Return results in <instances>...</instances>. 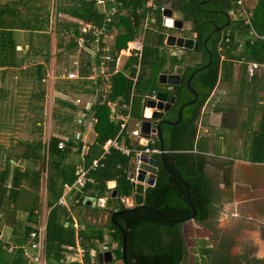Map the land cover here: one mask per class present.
I'll use <instances>...</instances> for the list:
<instances>
[{"label": "trees", "instance_id": "trees-1", "mask_svg": "<svg viewBox=\"0 0 264 264\" xmlns=\"http://www.w3.org/2000/svg\"><path fill=\"white\" fill-rule=\"evenodd\" d=\"M104 1L106 5L121 4L118 9L120 11L127 9L134 20L131 22L127 18L129 16L120 17L117 26L122 25L124 29L116 36L115 50L118 52L137 36L140 19L144 18L146 12L144 4L147 0ZM176 1L180 4L185 20L193 24V32L198 43L197 50L203 52L206 62L210 60V64L197 72L190 81L197 99L183 109L180 123L176 126L161 127L165 146L164 160L167 168L187 184L190 201L197 213L194 220L204 223L212 213V188L204 172L206 157L191 152L198 118L222 71L224 70L226 76L232 75V60L242 59L246 62L264 64V0L256 1L250 11L248 24L245 20L230 21L222 32L216 33L212 24H223L227 21L230 0H208L206 6H200L203 0ZM106 5H100L95 0H56L55 10L57 14L102 27L105 26ZM139 8H143L141 15H137L140 12ZM203 9L210 11L206 12ZM217 10L221 11L223 17L215 15ZM51 11L49 0H0V81L2 83L0 85V264H32L29 256L26 257L24 252L29 233L37 227L35 220L43 206L49 209L43 250L45 264H61L60 259L69 253L67 248L75 246L73 218L83 226V230L78 235L82 239L81 246L86 251V260L93 258L95 264H99L97 255L104 253L102 246L112 248L116 244L112 254L114 261H120L122 235L110 218L116 211L134 207L122 202L123 198H129L133 193L132 182L128 178L134 166L129 169V160L131 157L136 158L135 151H144L146 148L160 150V143L157 140L154 146L148 144L146 148L138 146L135 151L132 147L127 156L113 147H108L110 141L120 139L122 132L119 134V125L114 124L109 117L107 99L106 102L104 99V103L98 104L102 101L101 95L96 94L100 88L99 84L88 80L93 73L90 70L91 56L79 47L77 41L83 32L78 29V24L67 21L57 24L56 20L53 24L55 29L53 32L49 31L48 26L52 23ZM207 19L209 26L206 27ZM159 20L156 25L157 31L147 36L141 56V65L148 69L149 77L147 81L143 80L145 73L139 70L135 86L143 82L147 86L144 92L155 84L168 60H170L168 72L181 62L177 58L170 59L167 53L160 50L165 47L164 41L168 32L166 33L167 29ZM251 29L258 37L249 33ZM16 30L29 33V44L28 48L24 49V53L16 49L17 42L14 37ZM87 35L88 40L84 41V45L89 47L91 37L89 33ZM66 36L69 38L65 42ZM239 46L242 47L241 51H238ZM62 49L69 54L80 52L82 55L79 68V76L82 80H66L64 86L74 95H93L96 98L95 104L90 108L92 111L90 113L97 120L94 125L96 136L85 150L82 149L81 138L71 135V131H68L76 126L75 114L78 112V108L70 102L60 101L65 108L64 114L59 115L57 112L52 114L55 124L58 123L63 127L62 131L50 134L46 143L41 141L45 101L42 80L47 73L44 60L47 59L49 62L54 53ZM36 58L41 60L36 61ZM96 62L99 64L100 61L97 59ZM136 62V58L128 60L129 65ZM192 70L194 69L191 67L184 71L181 83L175 87V103L165 116L168 121H175L180 107L194 99L186 87V80ZM130 75H135V70L132 68ZM10 76L14 78L12 89L4 86V82ZM95 80L99 81L98 78ZM111 85L109 99L115 101L116 97H120L121 104H127L130 93L136 90L132 88V81L121 77L120 74L111 78ZM26 92L28 96L19 101L17 97H23L22 94ZM24 104L26 115L22 114L23 109L21 110ZM24 118L29 124V136L26 139L18 137L22 129L18 126L23 124L21 121ZM63 135L69 138L65 139ZM32 138L40 140L31 141ZM257 144L258 148H262V141ZM153 156L159 158L160 154ZM94 161H97L96 166L93 164ZM26 163L27 166L23 167L22 164ZM36 163L39 164V169L34 168ZM230 170L229 163L225 177L227 189H230L231 185ZM81 171L86 172L89 181L81 191L74 190L76 205L68 206L66 209L58 206L57 201L65 185H73ZM44 174L46 197L42 200L39 190ZM111 181L115 182L117 191L112 209L109 211L92 206L91 202L96 203L110 193L107 184ZM144 205L152 207L169 219H180L192 213L184 186L172 178L161 165L154 186L145 190ZM19 211L26 214L25 222L19 220ZM93 211L107 214L106 222L98 225L87 221ZM115 221L125 232V256L128 264H186L187 249L180 229L181 224L166 222L148 209L119 215L115 217ZM4 227L10 230L12 241H6L1 237ZM92 251L95 254L92 255ZM209 253L210 249H204L202 252L207 256ZM211 264H264V259L246 258L245 255L236 257L223 248L214 255Z\"/></svg>", "mask_w": 264, "mask_h": 264}, {"label": "crops", "instance_id": "crops-1", "mask_svg": "<svg viewBox=\"0 0 264 264\" xmlns=\"http://www.w3.org/2000/svg\"><path fill=\"white\" fill-rule=\"evenodd\" d=\"M256 1L257 0H242V8H244L245 12L248 15H250V11L254 7ZM164 2H169L173 11L181 12L180 4L176 0H147L144 4V9L146 10L144 18L140 19L138 25V34L132 41L128 42L126 45L127 47L129 44H133L136 42L142 43L141 50L136 52L137 55L120 56V52L125 51L126 47L122 48L118 52L115 50L116 36L124 29L122 25L117 26L120 17L129 16L127 18H129L131 22H134L133 18L128 14L127 9H122L120 11L118 7L116 8L114 14L110 17L111 22L106 23V21L104 20L105 26L109 25L104 41H102L100 44H97L92 38H89V47H86L83 42L84 47L88 51H86V49L79 45L81 49H83L91 56L90 70L93 73L89 76L88 80L94 81L95 84H99L100 88L96 94L101 95L102 101H99L98 104L104 103V99L106 102L107 99L106 105L110 111L109 117L114 124L119 125V134L122 132L120 139H116L118 141L117 143H119L118 145L120 147L128 150L133 147V150L135 151L137 150L138 146L146 148L148 147L147 144L150 146H154L151 145V142L149 141H157V136H151L149 140H146L140 134L143 113L145 112V101L146 98L154 96L155 93H167L172 89L171 85L160 84L159 79L157 78L155 84L152 85L149 90H146L144 92L145 87L147 86L142 82L143 88L141 89V91L139 89V91L142 93L139 92L140 94L137 95L138 101L142 106L141 119L135 120L128 128V118H130V111L135 104L136 92L138 89V84L137 86H135L138 79L137 76L139 74V71L137 74L138 66L141 73H145L143 80L147 81V78L149 77L148 69L144 67V65H141V56L147 36L157 31L156 25L158 19H160L159 21L162 26L166 28L164 25L165 16L163 15V11L165 10V7L163 5ZM207 3L208 0H203L201 1L200 6H206ZM229 5L230 7L227 11V23L233 21L229 16L230 12H233V16H236L238 13L237 10L241 8L236 4V0H230ZM108 7H113V4L108 3V5H106V9ZM119 7H121V4H119ZM142 9H138V11L140 12L137 13V15H141ZM59 16L63 17V19H61L62 21L78 24V29L81 31V25L84 23L83 21L67 15L58 14V17ZM183 17L185 28L190 34L185 36L196 40L195 33L193 32V24L185 20L184 14ZM233 22L236 21L234 20ZM189 23H191V26L189 25ZM50 27H53V21L49 25V31L51 30ZM28 35L29 33L23 30H16L14 32V37L17 42V50L20 49L22 51L23 48H28ZM167 35L169 34L167 33ZM19 42L23 44V48H21ZM165 42L166 37L164 45ZM149 44L150 43H148V45ZM241 49L242 47L239 46L238 51H241ZM160 50L167 53L170 59L177 58L181 61L179 64H176L174 66V69L171 72H168L170 65V60H168L160 74L165 72L168 74H172L178 67H181L183 71H187L188 68L192 67L194 70H192V72L190 73L191 75L197 69L205 66L210 61L208 60L206 62L204 57H197V54H203V52L197 50L189 51L184 49L169 48L166 45L165 47L160 48ZM112 52H114V68L113 71L110 72L109 62L111 60ZM106 56H109L110 59L107 60ZM130 58H136L137 62L135 64L129 65L128 60ZM81 59L82 55H80V52L69 54L64 49H62L54 53V56L49 62L47 59L44 60L47 73L44 80H42V89L45 92V101L43 105L44 122L43 131L41 134V141L43 143H46L48 141L49 135L53 134H47L46 125L48 126V123L46 118V109L49 106V103L52 102L53 104H55V106L58 105L55 112L59 113V115L64 114L65 108L62 107L60 101H65L68 103L70 102L78 108V112L75 114L76 126H74L70 134L76 135L77 138H81L83 144L82 149H88L87 147L94 141V138L96 136V133L94 132V125L97 120L90 113L92 112L90 108L96 102L95 96H77L78 94H72L71 91H69L64 86L66 80H82V78H80L79 76ZM97 59L100 61L99 64H97L96 62ZM37 60L38 58H36V61ZM74 62H76L77 64L74 65ZM252 62L254 61L246 62L242 59L232 60V75L226 76L224 75V70L222 71V74L221 76H219V80L215 88L213 89L212 93L201 109L197 122L196 136L192 146L193 150L191 152L206 157L204 172L211 182L212 213L208 220L204 223L196 222L194 218L193 220H189L179 224H181L180 229L185 243L186 241L184 230L186 229L185 231H187V229L193 228L195 226L197 227V225H199L205 230V232L209 233L210 236L215 233L214 237L219 242V246L217 248L219 252L223 248L225 249V251H228V249H230L234 243L236 244V242L241 241L243 249H248L249 253L247 254L249 255L246 256L254 257L257 259H264V64L256 62L261 65L262 68L257 70L254 75L250 77L247 74V69L249 64ZM194 63H196V65H194ZM66 64L68 65L66 66ZM61 67H64L62 72L59 69ZM131 68L135 70L134 76L130 75ZM69 72L76 73L77 78H66V75ZM117 74H120V76L123 78L126 77L130 79L132 81V88L136 89L135 91H132V93H130V99L127 104L119 103L120 97H116L115 101H111L109 99V95L112 90L111 78ZM97 78L99 81L95 80ZM11 80H14V78H11ZM181 81L179 82V84L181 83ZM0 85H2L1 81ZM188 90L191 91L194 89L190 85V89ZM150 92H152L153 95L151 94L148 96ZM173 97L175 98V96ZM14 98L15 96L13 95V99ZM52 114L53 113L51 112V120L53 119ZM49 119L50 118L48 116V122ZM62 137H64L65 139L69 138L65 135H63ZM30 140L38 141L40 139L32 138ZM260 141H262V148H258L257 146V142L259 143ZM115 150L120 151L119 149ZM121 154L123 153L121 152ZM133 160L134 157H131L129 160V169H132L133 167ZM229 163L231 165V185L230 189H227L225 184V177L226 170L229 167ZM18 164L20 165V161L18 162ZM22 166H27V163L22 164ZM44 177L45 174L41 178V186L39 190V194L40 191H42L41 195H39L42 200H45L46 197ZM129 180L132 182L131 179ZM107 188L110 190V193H108L104 199H108L111 192L115 190V182H109L107 184ZM73 192L74 190L71 191L68 195L70 199L74 198ZM64 194L65 187L63 189L61 197ZM133 194L134 191L132 193V196ZM132 196L129 198H123L122 202H125V204L129 205L130 207L134 206ZM66 203L67 206H62L59 204V200L57 201V205L63 208H68V202L66 201ZM92 206L97 205L95 203L92 204ZM48 214L49 209L43 206L41 212L38 214V217L35 220V223L38 225H41L42 222L47 223ZM18 217L21 222H25L24 218L26 217V214L23 211L18 212ZM189 222L192 223V227L185 228L184 225L186 226L187 224H189ZM31 226L35 227L34 224H31ZM1 237L6 241H12V236L10 235V230L8 229V227L3 228ZM243 243H245V247ZM248 243H250V245L249 247H246V244ZM26 244L27 246L25 248L24 255H26L27 257L26 251L29 247V239ZM223 244H226V246H224ZM114 245L117 246L116 244ZM10 250H12V248H10ZM65 260L66 254L60 259V263L63 264L62 262H64ZM42 264H45V255L43 256ZM116 264H119V262H117Z\"/></svg>", "mask_w": 264, "mask_h": 264}, {"label": "water", "instance_id": "water-1", "mask_svg": "<svg viewBox=\"0 0 264 264\" xmlns=\"http://www.w3.org/2000/svg\"><path fill=\"white\" fill-rule=\"evenodd\" d=\"M165 10L163 11V15L166 17L164 19V25L168 29H175L178 31H185V23H184V17L183 13L180 11H173L171 8V5L169 2H164L163 3ZM176 6V5H174ZM173 17V18H172ZM228 24V23H227ZM226 24V25H227ZM191 26V23H189ZM190 28V27H189ZM188 28V29H189ZM224 27H221V29ZM217 30V29H216ZM88 38V35L83 33L81 35V43L80 46H82L84 49H86L83 45V42L86 41ZM165 45L168 46L169 48H177V49H184V50H194L197 45H196V40L193 38H188L185 35L184 36H176L174 34H169L166 36V42ZM86 51H88L86 49ZM113 57H114V52L111 53V60L109 62V71H113ZM210 64V61L203 67L197 69L194 73H192L188 80H187V88L190 89L189 82L194 76V74L202 69H205L208 65ZM183 69L181 67H178L174 70L172 74L168 73H161L158 76L159 83L162 85H171V86H176L180 82V77L182 74ZM191 92L195 95V98L185 104H183L180 109L178 110L176 120L175 121H168L166 120L165 116L166 113L169 112L171 106L175 103V98L169 97L167 93H155L153 98H146L145 101V111L149 110L150 115L146 116L145 112L143 113V118H142V124L140 128V134L143 138L146 140H149L151 136H157L158 141L160 143V157L155 158L153 155H147L145 153H142L138 158H134L133 160V166L137 164L138 162V168L136 173H130L129 179H132L135 176V180L132 181V188L134 191L133 194V202H134V207L131 209L123 210V211H116L111 215V221L115 227H117L122 235V245H121V253H122V263L123 264H128L125 256V251H126V239H125V232L124 229L115 221V217L123 214H128L131 212H135L137 210L141 209H148L152 210L156 214H158L162 219H164L166 222L172 223V224H179L183 223L189 220H193L196 217V209L193 206V204L190 201L189 198V189L187 187V184L184 182L183 179L178 177L176 174H174L170 169L167 168L164 160V141H163V136H162V129L161 127L163 125H169V126H176L177 124L180 123L182 114H183V109L187 105H191L195 102L197 99V95L194 90H191ZM152 92L148 94L151 95ZM153 95V94H152ZM162 166L165 171L174 179L178 180L180 183L185 188L186 192V199L188 202V205L192 211V213L186 217L180 218V219H169L163 216L161 213H159L157 210L153 209L152 207L144 205V193L146 188L154 186L156 179H157V174L159 170V166ZM117 197V191L113 190L110 194V197L108 199H99L96 201V205L98 207L104 208L106 210H111L113 206V200ZM91 204H95L94 202H91ZM98 263L99 264H108L112 263V257H111V252H104V253H99L97 255Z\"/></svg>", "mask_w": 264, "mask_h": 264}, {"label": "built area", "instance_id": "built-area-1", "mask_svg": "<svg viewBox=\"0 0 264 264\" xmlns=\"http://www.w3.org/2000/svg\"><path fill=\"white\" fill-rule=\"evenodd\" d=\"M95 1L100 5H103V6L106 5L105 4L106 2L104 0H95ZM236 4L239 7H241L240 9L237 10L239 17L244 18L245 23L248 24L249 23V20H248L249 15L245 12L244 8H242V0H236ZM117 7H119V4L114 3L113 7H110V8L108 7L107 9L104 10L106 23L111 22L110 17L114 14ZM233 15H234L233 12H230V15H229L230 18L233 17ZM164 19H166V17ZM107 30H108V26L97 27L95 25H92L91 23H85V25L84 24L81 25V31L83 33H86V34L89 33L90 37L97 44H100L102 41L105 40ZM249 33L255 37H258L257 34L253 31V29H251ZM141 48H142V43H140V42L129 44L126 47L125 51L120 52V56L137 55L136 52L140 51ZM106 58H107V60L110 59L109 56H106ZM76 64L77 63L74 62V65H76ZM261 68H262L261 65H259L256 62H252L248 66V69H247L248 73L247 74L251 77L254 75V73L257 70H259ZM138 71H139V66L137 68V74H138ZM66 78L75 79V78H77V74L74 72H69L66 75ZM151 97L153 98L154 96H151ZM149 142H151V145H153L155 143L152 140H150ZM108 147H113L114 149H119L125 155H129V153H130V151L128 149L120 147L116 140L110 141L108 143ZM106 151H108V150H106ZM142 153H145L147 155H151V154H160L161 151L159 149H153L152 150L149 148H146L144 151H135L136 158H138ZM93 164L96 166L97 161H94ZM137 168H138V162H137V164H135V166L133 168L134 173H136ZM134 180H135V177H134ZM88 181H89V178H87L86 172L81 171L79 177L77 178V180L74 182L73 185H65V194L59 199V204L62 206H67V203L65 201V199H66L65 196L67 197L70 194V192L73 190H77V191L80 190L81 191L85 187V185L88 183ZM72 227L75 230V246H71V247L67 248L69 250V253L66 254V260L62 263L63 264H95V261L93 258L86 260V251L81 246L82 239L80 238V236L78 234L80 231L83 230V226L75 218H73ZM45 228H46V222H42L41 225H38L35 229H33V231H31L29 233V247H28V250L26 251V254H27V256H29L32 264H42V262H43ZM114 248H116L115 245L112 248H110L106 245L102 246V250L104 252L105 251L111 252L112 261H114V257L112 254V250ZM93 254H95V253L92 251V255ZM117 262H119V264H122L121 261H116V263Z\"/></svg>", "mask_w": 264, "mask_h": 264}, {"label": "rangeland", "instance_id": "rangeland-1", "mask_svg": "<svg viewBox=\"0 0 264 264\" xmlns=\"http://www.w3.org/2000/svg\"><path fill=\"white\" fill-rule=\"evenodd\" d=\"M55 5H56V0H49V7L50 9L52 10L51 11V20L53 21V24L55 22V20H58L56 21L55 23L59 24L63 19L62 16H59V17H62V18H59L58 17V14L56 13V8H55ZM198 18H201V17H198ZM204 18H207V17H204ZM232 20L234 21H237V20H244V18H241L239 17L238 13L236 16H233L231 17ZM85 25V23H83ZM49 28V26H48ZM52 32L53 30L55 29V27H50ZM166 33L168 32V34H174L176 36H184V35H190L188 32H185V31H178V30H175V29H168L166 28ZM68 36L65 37V42L68 40ZM152 39H150L151 41ZM29 41V39H28ZM27 41V43H28ZM78 41V44L80 45L81 43V36L79 39H77ZM153 42V41H152ZM19 44L21 45V48H23V44L19 42ZM26 49V48H25ZM20 51V49H19ZM24 48L22 49V52L21 53H24ZM24 55V54H22ZM38 60L40 61L41 58H38ZM60 71L62 72L64 67H61L59 68ZM11 76L8 77L6 79V81L4 82V86H6L8 89H12L13 88V85H14V81L11 80ZM61 85V84H59ZM25 88V87H24ZM50 88V87H49ZM143 88V84L142 82L139 83L138 85V89H137V92H136V99H135V104L134 106L132 107V110L130 111V118H128V128L130 127V125L135 121V120H140L141 119V104L139 103L138 101V94H140L141 92V89ZM26 89V88H25ZM140 89V91H139ZM26 90H30V89H26ZM51 92V90H50ZM140 92V93H139ZM23 97H17V99L20 101L22 98L24 100V98H26V96H28L27 92L26 93H23L22 94ZM47 107V106H46ZM57 106H55V104H53L52 102L49 103V106L47 107L46 109V118H47V123H48V126L46 125V130H47V134H50V133H56L58 131H62L63 127L60 126L58 123L55 124L54 120L52 119L51 120V117H50V113H55V111L57 110ZM23 109V110H22ZM21 110H22V114L25 113L26 115V105L24 104L23 106H21ZM22 116V115H21ZM48 116H49V122H48ZM26 118V116H25ZM22 119L21 122H23V126L19 125V127H21L20 129V133L18 134V137L19 138H28L29 136V124L26 123L28 122L27 119ZM25 123V124H24ZM23 127H25L26 129H24ZM24 129V130H23ZM73 128H70L68 131H72ZM71 133V132H70ZM21 148H19L20 150ZM34 168L36 169H39V164L36 163ZM42 191H40V194L41 195ZM74 195V194H73ZM76 197V196H75ZM66 201L68 202V206H74L76 205L75 204V198H72L70 199L69 196L66 197ZM87 201V200H85ZM66 209V208H65ZM90 219H87V221L91 222V223H96V224H104L106 222V219H107V214L103 213V212H96V211H93L92 215L89 216ZM192 223L189 222V224H187L186 226L184 225V227H192L191 226ZM186 230V229H185ZM184 230V235H185V245H186V249H187V259H186V264H211L212 263V259L214 257V255H216L219 250H217L218 248V244L219 242L217 241V239L214 237L215 236V233L212 234V236H210L209 233L205 232V230L197 225V227H193V228H190V229H187V231ZM224 245V244H223ZM244 247H245V243H243ZM250 243L246 244V247H249ZM226 246V244L224 245ZM232 246V245H230ZM204 249H210V253L208 254V256L205 254L203 255L202 252ZM229 254H232V255H236L237 256H240V255H245L246 258L250 257V256H246V255H249L247 253L248 252V249H243L242 247V242L239 241V242H236V244L234 243L233 246L228 249ZM244 260V259H243ZM196 261V263H195ZM112 264H116V263H112Z\"/></svg>", "mask_w": 264, "mask_h": 264}, {"label": "flooded vegetation", "instance_id": "flooded-vegetation-1", "mask_svg": "<svg viewBox=\"0 0 264 264\" xmlns=\"http://www.w3.org/2000/svg\"><path fill=\"white\" fill-rule=\"evenodd\" d=\"M204 11H206V12H209L210 10L209 9H207V10H205V9H203ZM215 15H217V16H220V17H223V14L221 13V11H215ZM228 21V20H227ZM227 21L226 22H224L223 24L222 23H217V24H212L213 25V31L216 33V32H222L225 28H226V24H227ZM206 23H205V26L207 27V26H209V20L207 19L206 21H205ZM221 27H224V28H222L221 29ZM217 29V30H216ZM186 30V29H185ZM196 45H197V47L194 49V50H197V48H198V43L196 42ZM198 51V50H197ZM199 56V58H203L204 56H203V54H197V57ZM194 65H196V63H194ZM183 75H184V71H182V74H181V77H180V81L182 80V77H183ZM175 87L176 86H172V89L171 90H169L167 93H168V96L169 97H172V96H174L175 95ZM191 92V91H190ZM191 94L194 96V98H195V95L191 92ZM174 105V104H173ZM172 105V106H173ZM174 120H176V118L174 119Z\"/></svg>", "mask_w": 264, "mask_h": 264}, {"label": "bare ground", "instance_id": "bare-ground-1", "mask_svg": "<svg viewBox=\"0 0 264 264\" xmlns=\"http://www.w3.org/2000/svg\"><path fill=\"white\" fill-rule=\"evenodd\" d=\"M145 115H146V116H149V115H150V111H149V110H146V111H145Z\"/></svg>", "mask_w": 264, "mask_h": 264}, {"label": "clouds", "instance_id": "clouds-1", "mask_svg": "<svg viewBox=\"0 0 264 264\" xmlns=\"http://www.w3.org/2000/svg\"><path fill=\"white\" fill-rule=\"evenodd\" d=\"M86 34V33H85ZM134 173V172H133ZM132 198H133V196H132ZM105 252H109V251H105ZM120 261H122V260H120ZM112 263H116V261H112ZM123 264V263H122Z\"/></svg>", "mask_w": 264, "mask_h": 264}]
</instances>
